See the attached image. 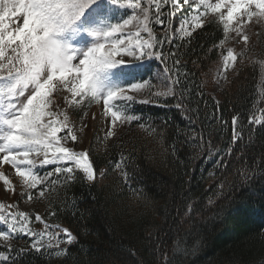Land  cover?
<instances>
[{"label":"trees","instance_id":"obj_1","mask_svg":"<svg viewBox=\"0 0 264 264\" xmlns=\"http://www.w3.org/2000/svg\"><path fill=\"white\" fill-rule=\"evenodd\" d=\"M170 11L164 10L163 25L153 20L157 37L165 27L171 35L188 14L187 8ZM223 38V25L210 17L191 37L165 41L164 52L177 53L169 68L179 58L183 73L175 98L147 92L152 102L129 103L141 119L125 124L104 152L90 155L97 174L105 169V183L88 184L77 173L76 181L49 184L50 219L76 237L66 256L27 248L12 256L15 264H165V257L171 264H264V123H249L264 110V25L245 48L231 47L246 55L217 101L209 94L210 70L227 53ZM139 78L163 91L164 63L149 59ZM182 92L183 110L174 106ZM122 156H131L127 183L116 168ZM134 191L143 198L134 199ZM177 244L186 254L173 255Z\"/></svg>","mask_w":264,"mask_h":264},{"label":"snow or ice","instance_id":"obj_2","mask_svg":"<svg viewBox=\"0 0 264 264\" xmlns=\"http://www.w3.org/2000/svg\"><path fill=\"white\" fill-rule=\"evenodd\" d=\"M108 5L131 10V14L125 13L127 18L124 15L113 18L104 12L100 0H0V166L10 165L15 170L22 182L21 196H26L29 202L35 197H45L51 191L49 184L76 181L80 178L77 173H82L89 183L97 178L88 152H77L67 146L69 139L77 140V135L67 109L57 103L59 93L68 94L62 99L69 108L102 102L103 115L110 117L111 127L105 136L109 139L116 134L117 124L141 119L128 111L129 103L136 102L133 94L148 91L150 96L175 98L174 88L183 73L176 67L179 58L174 59L173 68H169L168 59L176 57L177 53H165V41L172 43L174 36L191 37L189 28L203 27L205 18L211 13L218 14L223 25L224 38L220 46L228 41L229 33H235V37L247 46L249 36L245 27L254 18L257 22L264 21V0H108ZM165 5L171 6L170 16L182 5L192 11L180 21L172 35L165 27L161 38L155 35L151 25L153 20L157 25L164 24L161 9ZM221 55V73L226 74L235 69L238 60L243 61L246 52L228 48L227 53ZM145 58L164 63L167 82H162L163 91H153L149 80L136 82L134 69ZM225 82L228 83L226 78ZM184 99L182 92L174 106L185 109ZM138 102L152 101L146 98ZM186 118L191 119L190 116ZM237 123V118L233 117V143L239 139ZM249 123H264V110ZM139 126L150 134L156 132L155 128L143 123ZM130 159L131 156H122L116 164L125 183L129 180L125 161ZM47 166L53 167L41 175L38 169ZM53 176L56 179L49 180ZM0 181L6 192H14L12 182L2 172ZM220 187H224L223 182ZM133 195L134 199L143 198L139 192L134 191ZM35 220L44 225L43 230L35 231L30 227L29 214L23 211L6 213L5 205L0 203V241L8 248L0 250V264H6L14 254L25 251L21 249L17 253L9 243L20 236L32 238L30 247L37 253L43 249L42 254L50 258L66 256V250L54 253L47 250L59 249L61 243L73 244L76 237L71 231L58 224L49 226L40 214L35 215ZM186 252L187 249L178 244L173 248L174 256ZM165 264H171L167 257Z\"/></svg>","mask_w":264,"mask_h":264},{"label":"rangeland","instance_id":"obj_3","mask_svg":"<svg viewBox=\"0 0 264 264\" xmlns=\"http://www.w3.org/2000/svg\"><path fill=\"white\" fill-rule=\"evenodd\" d=\"M212 2H216V0H212ZM185 5H182L180 9H183ZM113 7L111 6V9ZM195 8V5H193V9ZM179 10V9H178ZM202 10V9H201ZM104 11H106L104 9ZM192 11V10H190ZM110 16L113 15V12H108ZM115 14V13H114ZM101 15H103L101 13ZM115 16V15H114ZM209 16H214L218 18L217 15L209 14L206 18L205 21ZM260 24H264V21L257 22L254 18V20L248 24L245 27V31L249 36V42L255 37V29L252 28L251 26L254 25L257 30L260 28ZM179 25L177 28H179ZM176 28V29H177ZM192 33L197 30H191ZM173 34V33H172ZM179 38V37H177ZM227 46L226 48H231L234 47V49H237L238 47L245 48L246 46L239 41V38L235 37V33H229V39L226 42ZM142 65L141 62L138 63V65L135 67L134 71L139 69V66ZM223 67V57L219 59L215 64L212 65L211 70H210V86H209V94L212 95L217 101L219 100V93L223 89V87L227 84L225 82L226 80L229 82L231 77L235 74L236 68H238V65L236 64L235 69H230L226 74L221 73V69ZM218 81V82H217ZM148 91H144L140 94H133L136 95V99H144L147 95ZM64 95H68L67 93H59L58 94V100L57 103L60 105L61 108L67 109L70 123L74 125V129L77 135V140L75 142H72L69 139L68 142V147L73 148L77 152L81 151H87L89 154V160L90 154H100L104 152L107 148L108 141L112 138L105 139L107 129L111 127L110 124V117L106 118L103 115V104L102 102L100 104L92 103L91 105H85L83 107H72L69 108L67 105L64 104L62 97ZM82 111H79L81 110ZM84 109V110H83ZM80 115V116H79ZM95 117V119H94ZM124 125V124H123ZM121 124H117L115 128V133L117 134L120 129L122 128ZM115 134V135H116ZM60 135H64V133H61ZM114 135V136H115ZM49 167V166H47ZM45 167V168H47ZM53 167V166H52ZM41 169V168H40ZM42 170V169H41ZM0 172L4 173L6 178H8L12 182V187L14 189L13 191H5V186L3 185V182L0 181V203H3L5 205V212H16V211H23L30 216V227L35 230V231H41L43 230L44 225L36 222L35 220V215L40 214L44 221L49 225L52 226L53 224L50 221V212L48 206L45 204V197H35L31 202L27 200V197L21 196V192L23 191L22 189V182L19 177L16 176L15 170L11 168L10 165H3L0 166ZM103 173L105 171H102ZM105 178L103 175H97V178L95 181L89 183V184H94L98 182L99 184L105 183ZM35 196V190H32ZM9 205H14V207L9 208ZM6 228V226H3ZM53 231H56L55 228L52 229ZM60 237L63 238V233H60ZM31 239L30 237L27 236H20L15 240H11L9 243L11 244V247H19V249H24L26 250L32 249L30 247L31 244ZM0 246L7 247V245L4 244L3 241H0ZM69 245L61 243L59 246V249L53 248V249H48L47 251L49 252H55L58 250H66V248ZM42 251H44L42 249ZM7 264V262H6Z\"/></svg>","mask_w":264,"mask_h":264}]
</instances>
